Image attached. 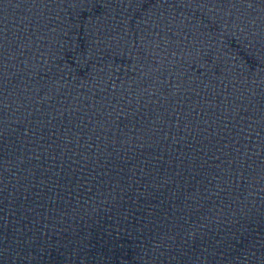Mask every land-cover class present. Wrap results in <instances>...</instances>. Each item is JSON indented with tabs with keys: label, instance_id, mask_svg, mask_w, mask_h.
Here are the masks:
<instances>
[{
	"label": "water",
	"instance_id": "obj_1",
	"mask_svg": "<svg viewBox=\"0 0 264 264\" xmlns=\"http://www.w3.org/2000/svg\"><path fill=\"white\" fill-rule=\"evenodd\" d=\"M0 264H264V15L0 0Z\"/></svg>",
	"mask_w": 264,
	"mask_h": 264
}]
</instances>
